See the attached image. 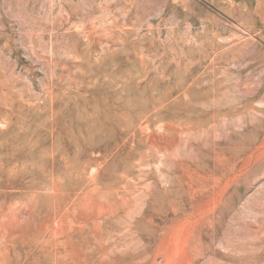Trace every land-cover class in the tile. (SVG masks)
Masks as SVG:
<instances>
[{
	"label": "rangeland",
	"instance_id": "obj_1",
	"mask_svg": "<svg viewBox=\"0 0 264 264\" xmlns=\"http://www.w3.org/2000/svg\"><path fill=\"white\" fill-rule=\"evenodd\" d=\"M0 264H264V0H0Z\"/></svg>",
	"mask_w": 264,
	"mask_h": 264
},
{
	"label": "bare ground",
	"instance_id": "obj_2",
	"mask_svg": "<svg viewBox=\"0 0 264 264\" xmlns=\"http://www.w3.org/2000/svg\"><path fill=\"white\" fill-rule=\"evenodd\" d=\"M8 122V121H7Z\"/></svg>",
	"mask_w": 264,
	"mask_h": 264
}]
</instances>
